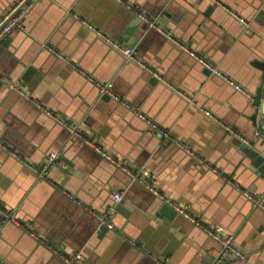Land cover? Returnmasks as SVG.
Masks as SVG:
<instances>
[{"label": "crops", "instance_id": "1", "mask_svg": "<svg viewBox=\"0 0 264 264\" xmlns=\"http://www.w3.org/2000/svg\"><path fill=\"white\" fill-rule=\"evenodd\" d=\"M19 1L0 0V17ZM215 2L37 0L23 16L21 28H10L0 43V205L15 209L19 225L37 239L21 225L4 224L0 218L1 263L65 264L55 254L58 251L81 253L82 264H158L115 232L99 231L94 216L78 204L104 211L114 205L117 193L121 196L113 216L117 229L152 256L167 264H216L220 250L202 229L178 214L171 219L161 215L163 202L157 196L130 182L123 171L111 169L99 153L30 101L6 90L7 83L19 82L41 108L78 126L83 138L94 140L122 164L146 171L161 195L187 205L203 224L233 235L245 258H229L222 264H264V210L253 209L240 192L261 196L264 203V175L226 129L251 139L254 130L264 131V121L257 119L253 125L250 101L197 59L254 94L261 82L255 62L264 55V23L257 17L264 12V0ZM225 9L243 18L248 27ZM150 14L157 17L148 18ZM161 19L164 26H155ZM81 20L132 49L193 104L149 72L125 62ZM94 82H110L115 96L172 140L185 144L204 164L101 94ZM252 143L261 147L259 139ZM2 145L35 166L56 153L48 180H35L33 172Z\"/></svg>", "mask_w": 264, "mask_h": 264}, {"label": "built area", "instance_id": "2", "mask_svg": "<svg viewBox=\"0 0 264 264\" xmlns=\"http://www.w3.org/2000/svg\"><path fill=\"white\" fill-rule=\"evenodd\" d=\"M34 1H37V0H20L18 3L14 4L10 8H8L7 12L0 19V43H1V40L7 34V32H9L11 27L21 28V20H22L23 16H25V14L29 11V8L31 7V5L33 4ZM212 1L215 2V0H212ZM128 7H130V6H128ZM225 10L228 12V14L231 17L236 18L240 24H244V25H246L245 27H248L247 22L243 18L238 17V15L234 11L229 10V9H225ZM16 12H18V14L16 16H13V18L9 21V24L2 27L4 22L7 21L8 19H10L12 17V15ZM139 17H143V16L140 14ZM143 19H144V17H143ZM81 23H82V20H81ZM83 23L85 24V26L90 31H92L97 36V38H99L101 41H103L107 46H109L113 50L121 53L123 55L125 62L134 63V65H137L142 70L149 72V74L157 77V79L160 80V82L165 84L168 88L172 89L176 94L181 95L188 103L193 104V101L191 100V98L185 96L179 90L170 86V84H168V82H166L158 74V72L149 68L148 66H146V64L142 60H140L136 56H134L132 49H129V48L122 46L120 43L113 40L108 35H106L103 31L95 28L93 25H91L87 22H84V21H83ZM175 44L177 46L185 49V47L183 45H181L177 42H175ZM44 47L49 52L54 54L58 59H60L62 61H66L71 66V68L79 70L74 64L68 62V60L61 53L56 52L55 50H53L52 48H50L48 46H44ZM197 59L205 66V68H207L209 71H211L217 77H219L221 80H223L225 83H227L235 91H237L238 93H240L241 95H243L247 99H252V94L246 88L241 87L240 85L235 83L233 80L228 78L225 74H223V72H221L219 69H217V67H214L210 63L204 61L201 57H197ZM89 79H91V78L89 77ZM94 84L100 89L101 94H107L109 97H112L115 101L119 102L125 109L131 110L132 112H134L141 121L145 122L149 126V128L151 130L158 132L161 135L162 139L173 141L175 146H177L178 148H180L181 150H183L184 152L189 154V156H191L193 159L198 160L199 162L204 164V160L201 157H199L198 155H196L193 151H191L185 144H183L182 142L176 141V140H172V138L169 136V134L167 132L162 131L157 124L150 121L144 115L139 114L135 108L131 107L129 104L124 102L121 98H118L117 96H115V94L112 91V84L110 82L109 83L94 82ZM6 86L9 88V90H12L13 92L17 93L19 96L30 101L36 107L41 109L46 116L53 118L70 135L78 137L81 140H83V142L87 146L92 148L95 152L99 153L103 158L110 161L112 164H114L119 169H121V171H123L125 174H127L133 181L137 182L142 187H144L146 190H148V192L157 196L160 201H162L164 204L170 206V208H172L179 216H181L183 219L188 221L191 225L202 229L212 240L217 242L220 246V250L218 253V258L216 260V264H219L222 260H226L229 258H231V259L235 258V259H239V260H243L245 258V254L235 246L233 235L228 234V233H223L218 228H214L212 226H208L206 224H203L199 218H196L190 212V209L187 205L178 204L177 202L171 201L169 198H166L163 195H161L159 193L157 187H156L155 180L150 178L146 171H144L143 169H139V168H135V169L130 168L128 165L122 164L118 160L112 158L111 155L106 150H103L94 140H91L88 138H83L79 129H78V126H76L72 123L66 122L64 119H61L59 116H57L52 111H50L46 108H41L40 103L37 100L31 98L30 94L22 88V86L19 82H10V83H7ZM200 111L205 116L211 117L214 119L213 115L209 111H207L203 108H200ZM226 129L229 133L233 134L234 137L239 139L242 143H244L246 145H251V141L249 139L242 137L240 134L231 130L228 127H226ZM253 138L259 139V140H264V131L255 130L253 132ZM2 148L12 158L20 161L22 164L27 166L35 175L37 181L48 180L49 173L53 169V167L55 166L56 160L58 158V155L56 153H50L42 166H34V165H31L28 162L22 160L15 151L10 150L5 145H2ZM223 179L225 181L229 182L230 184H232L234 187H236V185L231 181V179L226 178L224 176H223ZM240 192L243 195V197L250 202V205L253 209L258 208V209L264 210V203L262 201L261 196H255L251 192H248L245 190H240ZM67 196L72 200L74 199V197L72 195L67 194ZM120 199H121L120 194H118V193L113 194L114 205L109 206L104 211H100V212H93L88 207L83 206L80 202L79 203L77 202V203L80 206H82L85 210H87L90 214H92L100 225H104L109 230L115 232L117 235L126 239L130 243L131 246L138 248L145 256L149 257L150 259H152L154 262H156L158 264H167L166 259L160 260L157 257L152 256L148 251H146L144 248L139 246L135 241L127 238L120 230H118L114 226L112 220H113V216L115 214V205L120 201ZM0 218L4 224H14V225L16 224L17 226L21 225V224L19 225V222L17 221L15 209L4 208L0 205ZM21 228L23 229L24 232H26L30 236L34 237L35 239H37V236L33 232H31V230H28L27 228H23L22 225H21ZM55 254H57L63 260V262L65 264H82L83 259H84L81 253H72V254L65 255V254H62L58 251H55ZM0 264H3V263L0 262Z\"/></svg>", "mask_w": 264, "mask_h": 264}, {"label": "water", "instance_id": "3", "mask_svg": "<svg viewBox=\"0 0 264 264\" xmlns=\"http://www.w3.org/2000/svg\"><path fill=\"white\" fill-rule=\"evenodd\" d=\"M18 12L14 13L10 19H8L7 21H5L4 24L2 25V27L8 25L9 24V21L13 18V16H16L18 14ZM155 17H157L156 14L154 16L151 15V14H150V16L148 15V18H151V19H155ZM163 17H167V14L165 13L163 15ZM257 17L260 20H262L263 23H264V12H261V14L260 15H257ZM0 19H1V17H0ZM154 25L155 26H158V27L159 26H164V21L162 19L161 20H158V22L154 23ZM144 28L145 29L147 28V24L144 25ZM10 30H12V29H10ZM255 66L261 71V75H260L261 82H260V85L256 88L254 94L251 93L252 94V99H247V100L250 101V107L252 108V114L250 115V120L253 123V125H254V123L257 122V119H259V121H261V120L264 121V90H263V80H264V55H263V58L261 60H257L255 62ZM0 84H1V82H0ZM5 88H6V90L7 89L9 90V88L7 86H5ZM101 98L103 100H108L109 97L106 96V95H102ZM261 113L263 114V119H261V116H262ZM233 138L235 140L236 146L239 147L240 152H242L243 154L247 155L248 158H250L252 160L251 165L255 169H258L259 172L264 175V149H260V148H264V140H261V143L259 145L261 147H259V149H257L255 147H253V143H252L253 140H254L253 136L251 137V139H249L251 141V145H249V146L248 145H242L241 144L242 142L239 139H237L236 137H233ZM112 158H114V157H112ZM102 159L107 164V166H109L111 169L116 168L117 170H119V172H121L122 174H124L120 169H118V167H116L115 165H113L110 161L106 160L103 157H102ZM114 159H116V158H114ZM124 175L129 179L130 182L139 185L137 182L133 181L129 176H127L126 174H124ZM33 176H34V178L36 180V177H35L34 174H33ZM39 182H44V181H39ZM256 195H259V194H256ZM248 204L250 205V202H248ZM158 211H159V213L161 215H163L164 217H166L168 219H171L172 217H174V216L177 215V213L172 208H170L168 205H166L164 203L159 207ZM95 221L97 222V220H95ZM112 222H113L114 226L116 228H118L115 225V223H114V218H113ZM97 224L99 225V231H101V232L109 231V229L107 227H105L104 225H100L98 222H97ZM223 262H224V260H222L219 264H222ZM208 264H211V262H209Z\"/></svg>", "mask_w": 264, "mask_h": 264}]
</instances>
